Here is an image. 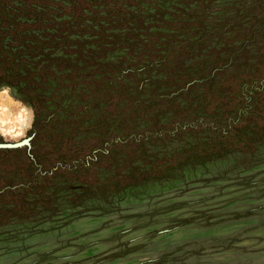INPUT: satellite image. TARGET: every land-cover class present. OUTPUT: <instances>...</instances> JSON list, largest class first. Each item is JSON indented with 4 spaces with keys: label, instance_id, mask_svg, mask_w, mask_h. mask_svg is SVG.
<instances>
[{
    "label": "rangeland",
    "instance_id": "374dc122",
    "mask_svg": "<svg viewBox=\"0 0 264 264\" xmlns=\"http://www.w3.org/2000/svg\"><path fill=\"white\" fill-rule=\"evenodd\" d=\"M203 5L208 8L202 9ZM130 8L139 14L144 27L152 26L148 31L135 30L149 48L140 43L129 51L123 42L109 47L98 41L86 45L82 53L96 50L102 54L99 48L108 46L105 60H124L125 66L133 67L139 60L149 64L151 56L158 57L153 67L163 62L160 66L164 68L159 72L163 79L161 89L155 93L161 98L157 104H166L167 94L177 88L181 92L188 80L173 83L178 78L172 79L169 69L183 56L189 57L184 60L191 67L188 43L201 36L191 35V14H205L206 19V33L202 37L209 48L198 50V59L212 55L217 61L220 53L219 58L225 62L229 57L257 56L264 51L259 49L264 46V37L260 40L259 34L253 32L263 20L264 0H139ZM160 17L162 21L157 22ZM185 20L190 24L181 33L173 30ZM232 28L236 32L229 31ZM114 32L120 33V37L124 35L123 31ZM83 40L91 41L89 37ZM54 54L74 57L65 51ZM143 70L154 75L148 67ZM64 71L62 65L45 80L43 108L51 111L62 101L63 108L70 104L73 111L79 112L78 116L84 108L93 115L100 112L92 108L93 96L99 98L100 94L95 93L100 84L111 80L102 71L92 78L77 79ZM94 71L95 67L89 65L81 72L89 75ZM189 85L187 82L186 87ZM250 87L251 83L246 91ZM84 92L88 97L77 95ZM177 97L181 114L168 109L172 113L159 115L154 123L147 117L151 112L140 122L138 137L164 132L158 144H146L149 158H168L196 139L209 136L206 126L212 120L191 115L184 118L191 95L188 99L183 95ZM240 101L238 111H243L245 104L242 98ZM103 104L102 109L106 103ZM19 115L22 123L18 121ZM60 116L62 119L65 114L60 112ZM35 117L22 93L0 86L2 142L14 143L32 136L37 129ZM234 120L230 117L223 121L218 131ZM70 121H77V117L72 114ZM198 123L205 127L204 131H196ZM174 131L182 135L180 139L172 135ZM41 141L34 135L30 149L23 147L16 153L0 150V264H264V140L255 143L252 152H232L203 164L170 169L161 180L149 178L135 185H125L128 181H123L117 192L103 186L124 178L110 175L113 170L105 160L90 170L77 166L73 175L62 166L63 171L49 173L40 180L41 185L36 184L33 180L40 178L41 171L51 167L55 170L64 161V149L57 146L40 150ZM85 156L92 159L89 154ZM34 169H38L35 176ZM7 189L10 195L5 194ZM83 189L89 190V194L81 195ZM22 202H27L32 211L26 210Z\"/></svg>",
    "mask_w": 264,
    "mask_h": 264
},
{
    "label": "trees",
    "instance_id": "16d2710c",
    "mask_svg": "<svg viewBox=\"0 0 264 264\" xmlns=\"http://www.w3.org/2000/svg\"><path fill=\"white\" fill-rule=\"evenodd\" d=\"M134 1L139 0H0V86L15 88L28 99L36 116L37 129L33 132L42 139L40 150L57 146L64 149L61 153L64 161L61 160L55 170L51 167L41 171L40 178L33 180L36 184L41 185L40 180L49 173L63 171L62 166L68 167L65 168L67 173L73 175L79 166L90 170L105 160L113 170L110 175L124 178L103 186L105 190L111 188L117 192L123 181H128L125 185H135L149 178L161 180L167 177L170 169L203 164L232 152H252L255 143L264 140V51H260L257 56L250 54L243 58L229 57L225 62L219 58L220 53L217 61L213 60L212 55L205 56V60L198 59V50L209 48L207 40L202 37L206 33L205 14H191V24L189 20H185L178 22L176 29H173L181 33L189 23L191 35L201 33V36L188 43L191 47L188 52L192 56L191 67L188 60H184L188 56H183L177 65L168 68L172 79L178 78L173 83L178 84L187 78L191 85L186 87L187 82L183 84L181 92L178 88L172 90L167 94L168 102L164 105L157 104L161 98L155 94L161 89L163 78L159 72L164 68L160 66L163 62H158L153 67L158 57L151 56L154 61L149 64L139 63L142 62L139 60L134 67L125 66L124 60L119 62L103 58L109 47L118 43L123 42L129 51H134L136 46L144 43L141 34L135 30L148 31L152 26L149 24L144 27L139 14L135 13L134 8H130ZM205 8L208 7L203 5L202 9ZM262 19L257 30L253 31L259 34L260 40L264 37V17ZM156 21L161 22L162 18ZM115 30L123 31L124 35L120 37L121 34L114 32ZM236 30L232 28L229 31ZM85 37H89L91 41L83 40ZM98 41L110 46L99 48L102 54L92 50L90 54L83 55L82 49L86 45ZM144 46L149 48L147 43ZM71 47L72 49H68ZM259 49H264V46ZM59 51L72 53L74 57L54 54ZM143 51L146 52L145 49ZM219 62L222 63L216 68ZM62 65L66 70L64 72L71 74L73 79L85 76L92 78L98 71H102L111 80L105 85L100 84L99 91L95 93L100 94L99 98L93 96V110L100 109L96 115L84 108L83 113L79 114L80 119L79 112L73 111L74 107L70 104L63 108L62 101L51 111L43 108L45 80L54 76L55 70ZM89 65L95 67L94 74H83L81 71ZM146 67L154 75L144 72ZM250 83V90L246 91ZM85 93L77 95L87 96ZM150 93L156 96L152 97ZM180 95L187 99L191 95V100H187L184 118L191 115L212 120L213 125L209 123L206 126L209 127V136L203 140L196 139L168 158H149L146 144H158L162 141L164 132H156V136L142 134L144 136L138 137L140 122L151 112L153 113L147 117L154 123L159 115L172 111L181 114L177 97ZM240 98L245 104L243 111H238ZM103 102L106 103L104 109L101 108L104 107ZM88 105L90 106V102ZM158 108L160 111H157ZM168 109L172 111L168 112ZM60 112L65 114L62 119ZM72 114L77 117V121H70ZM230 117H235V120L226 122V128L218 131L221 123L228 121ZM73 124L76 126L71 128ZM191 126L194 128L195 123ZM197 126V132L204 131L202 124L198 123ZM172 135L178 139L182 136L176 131ZM12 151L6 150V153ZM14 152H20V149ZM86 154L92 159L85 158ZM143 164L145 167H140ZM37 171L38 169H34V176ZM88 191L83 189L81 195H88ZM5 194L10 195V189ZM22 203L27 206L26 210L32 211L27 202ZM7 213L10 211L7 210Z\"/></svg>",
    "mask_w": 264,
    "mask_h": 264
},
{
    "label": "water",
    "instance_id": "95a60500",
    "mask_svg": "<svg viewBox=\"0 0 264 264\" xmlns=\"http://www.w3.org/2000/svg\"><path fill=\"white\" fill-rule=\"evenodd\" d=\"M35 132H33L32 136L24 138L18 142H2L0 143V150H16L22 149L26 147L27 149L31 148V140L33 139Z\"/></svg>",
    "mask_w": 264,
    "mask_h": 264
},
{
    "label": "bare ground",
    "instance_id": "6f19581e",
    "mask_svg": "<svg viewBox=\"0 0 264 264\" xmlns=\"http://www.w3.org/2000/svg\"><path fill=\"white\" fill-rule=\"evenodd\" d=\"M18 121H19V123H22L23 122V119H22V116L21 115H19V117H18ZM10 130H8V132H9Z\"/></svg>",
    "mask_w": 264,
    "mask_h": 264
}]
</instances>
